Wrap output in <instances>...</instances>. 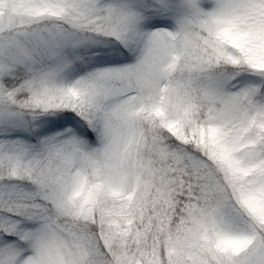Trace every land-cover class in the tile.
Returning a JSON list of instances; mask_svg holds the SVG:
<instances>
[{
    "label": "snow or ice",
    "instance_id": "obj_1",
    "mask_svg": "<svg viewBox=\"0 0 264 264\" xmlns=\"http://www.w3.org/2000/svg\"><path fill=\"white\" fill-rule=\"evenodd\" d=\"M0 264H264V0H0Z\"/></svg>",
    "mask_w": 264,
    "mask_h": 264
}]
</instances>
